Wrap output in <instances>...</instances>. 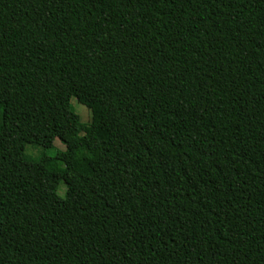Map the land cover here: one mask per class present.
<instances>
[{"label": "trees", "instance_id": "obj_1", "mask_svg": "<svg viewBox=\"0 0 264 264\" xmlns=\"http://www.w3.org/2000/svg\"><path fill=\"white\" fill-rule=\"evenodd\" d=\"M0 264H264V0H0Z\"/></svg>", "mask_w": 264, "mask_h": 264}, {"label": "rangeland", "instance_id": "obj_2", "mask_svg": "<svg viewBox=\"0 0 264 264\" xmlns=\"http://www.w3.org/2000/svg\"><path fill=\"white\" fill-rule=\"evenodd\" d=\"M72 105L74 106V108L76 110V113L80 116L82 122L85 123V124H90L91 121H92V112H91V110H89L87 107L79 104L77 102V100H75V99L72 100ZM55 147L58 148L59 150H62V151L66 149L65 145H63L59 140L55 141ZM32 149H33V147H29L27 149L28 153H30V151ZM37 151L35 149H33L31 151V154H34V155L38 154ZM40 153L43 154V150H40ZM65 193H66V186H65V184H61L60 189H59V194H60V196L64 197Z\"/></svg>", "mask_w": 264, "mask_h": 264}]
</instances>
